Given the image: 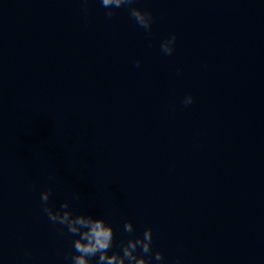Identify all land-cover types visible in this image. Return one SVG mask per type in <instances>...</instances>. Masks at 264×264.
Returning <instances> with one entry per match:
<instances>
[{"label":"water","instance_id":"obj_1","mask_svg":"<svg viewBox=\"0 0 264 264\" xmlns=\"http://www.w3.org/2000/svg\"><path fill=\"white\" fill-rule=\"evenodd\" d=\"M152 15L0 71V264H70L49 188L111 251L150 227L165 264H264V0Z\"/></svg>","mask_w":264,"mask_h":264},{"label":"clouds","instance_id":"obj_2","mask_svg":"<svg viewBox=\"0 0 264 264\" xmlns=\"http://www.w3.org/2000/svg\"><path fill=\"white\" fill-rule=\"evenodd\" d=\"M81 2L85 5L83 10L87 12L88 0H81ZM100 3L102 7L108 9L106 12L108 18L114 15L112 9L128 6L129 13L136 24L146 32H151L153 15L149 10L133 6L136 0H100ZM175 43L176 36L172 34L161 42V51L165 55H172ZM139 64L140 61L137 60L136 65L139 66ZM193 99L192 95L188 94L183 98L182 103L188 106L193 103ZM51 195V188L41 192L42 211L50 222L61 225L62 230L66 229L69 234L77 237L73 240V252L65 258L70 261V264H92L93 258H96L95 264H153V259L156 264H165L162 252L153 253V233L150 227L144 230L142 236L129 238L126 242L121 240L118 246L119 251H111L115 237L111 224L102 217L83 213L74 214L68 201H64L59 208L54 209L48 203ZM123 229L126 233H133V223L125 221ZM138 249L140 254H137ZM110 251L111 254H109Z\"/></svg>","mask_w":264,"mask_h":264}]
</instances>
